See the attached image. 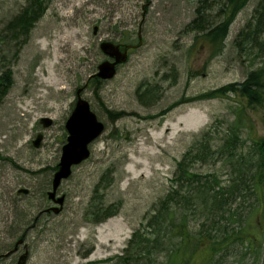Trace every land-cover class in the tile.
Listing matches in <instances>:
<instances>
[{
	"label": "rangeland",
	"instance_id": "rangeland-1",
	"mask_svg": "<svg viewBox=\"0 0 264 264\" xmlns=\"http://www.w3.org/2000/svg\"><path fill=\"white\" fill-rule=\"evenodd\" d=\"M259 2L249 0L239 11L223 51L212 55L202 33L186 28L195 0H52L23 43L6 25L25 0H0V73L11 70L0 97V264H119L115 257L170 189L176 163L207 130L211 145L217 143L234 120L240 103L233 94L198 98L263 64L264 29L244 50L233 44L253 23ZM214 14L206 17L212 22ZM103 40L132 48L113 78L96 82L91 75L105 59ZM78 88L105 129L61 182L62 210L42 214L55 206L46 192ZM107 111L122 116L112 119ZM248 113L253 127L240 130L243 151L255 132L264 134V106ZM188 165L222 180L232 174L219 155ZM107 206L114 214L95 222ZM19 238L18 251L4 257ZM152 257L137 264H164L163 252ZM219 264H264V247L258 258L238 252Z\"/></svg>",
	"mask_w": 264,
	"mask_h": 264
},
{
	"label": "trees",
	"instance_id": "trees-1",
	"mask_svg": "<svg viewBox=\"0 0 264 264\" xmlns=\"http://www.w3.org/2000/svg\"><path fill=\"white\" fill-rule=\"evenodd\" d=\"M52 0H25L19 12L7 23L11 38L24 37L25 42L35 23L43 16ZM195 16L186 25L201 32L212 49L220 54L225 47L229 27L249 0H195ZM254 10L253 23L240 30L234 46L246 38L250 44L264 29V2ZM215 9L212 22L205 14ZM257 39V38H256ZM254 41V40H253ZM94 80L99 81L96 77ZM11 84V70L0 73V97ZM233 94L240 105L234 109V120L227 132L211 145L209 130L176 163L172 185L156 203L145 222L135 229L122 254L119 264H137L145 254L158 257L163 252L164 264H219L228 256H243L250 252L258 258L264 247V134L249 137L250 144L243 151L241 128L253 127L249 110L264 106V62L250 70L241 82L228 83L198 99ZM112 118L122 113L107 111ZM214 155L224 157L232 168L226 180L214 172L206 174L191 170L189 162ZM247 209V210H244ZM112 206L100 208L95 222L112 216ZM243 249L245 252H243Z\"/></svg>",
	"mask_w": 264,
	"mask_h": 264
},
{
	"label": "water",
	"instance_id": "water-1",
	"mask_svg": "<svg viewBox=\"0 0 264 264\" xmlns=\"http://www.w3.org/2000/svg\"><path fill=\"white\" fill-rule=\"evenodd\" d=\"M96 33V27L93 30ZM120 48L109 40H103L99 43V49L106 57L96 67V72L92 74L101 80H108L114 77L117 67L124 63L128 58L127 48ZM81 89L76 90V100L74 107L65 122L67 130L66 142L61 148V155L57 168L51 179V189L47 191L46 196L50 200H54L55 206L51 207L54 213L61 211L64 196L56 197L57 190L64 179H67L72 173V167L78 165L90 156L89 145L96 140L104 131V123L98 120L96 114L91 110L89 102L82 98ZM40 122L48 127L52 121L50 118L42 117ZM41 140V134H38L32 144L37 147ZM19 193L27 194V189H19ZM22 239L16 243L19 244ZM20 261H24V255L20 257Z\"/></svg>",
	"mask_w": 264,
	"mask_h": 264
},
{
	"label": "flooded vegetation",
	"instance_id": "flooded-vegetation-1",
	"mask_svg": "<svg viewBox=\"0 0 264 264\" xmlns=\"http://www.w3.org/2000/svg\"><path fill=\"white\" fill-rule=\"evenodd\" d=\"M122 46V47H121ZM120 47L121 48H124L123 47V44H120ZM134 47V46H133ZM132 48V46H129L128 47V52H129V50ZM65 197V196H64ZM49 200V202L50 203H52V204H54V200H50V199H48ZM64 200H65V198H64ZM51 207L52 206H48L47 208H45V209H43V211L41 212L42 214H48V213H51L52 212V209H51ZM63 208V207H62ZM62 210V209H61ZM18 240H20V238L18 239ZM17 240V241H18ZM16 241V242H17ZM20 245V242H19V244H17V243H15L13 246V248L9 251V253L8 254H6V255H4V257H7V256H10V255H13V254H15L17 251H18V246ZM1 258V257H0ZM20 259V258H19Z\"/></svg>",
	"mask_w": 264,
	"mask_h": 264
},
{
	"label": "bare ground",
	"instance_id": "bare-ground-1",
	"mask_svg": "<svg viewBox=\"0 0 264 264\" xmlns=\"http://www.w3.org/2000/svg\"><path fill=\"white\" fill-rule=\"evenodd\" d=\"M206 15V14H205ZM191 22V21H190ZM193 31H195V30H193ZM256 38H258V36L256 35ZM255 38V39H256ZM255 39H253V40H255ZM253 40L251 41V43L253 42ZM250 43V44H251ZM239 44H241V45H243L244 47H247V46H249L250 44L248 43H246V38H242V39H240L239 40ZM9 253V252H8ZM8 253H6V254H8Z\"/></svg>",
	"mask_w": 264,
	"mask_h": 264
}]
</instances>
